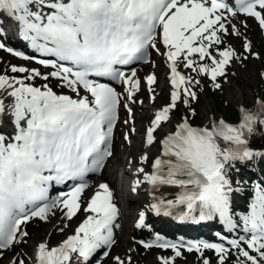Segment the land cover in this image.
<instances>
[{"label":"snow or ice","instance_id":"obj_1","mask_svg":"<svg viewBox=\"0 0 264 264\" xmlns=\"http://www.w3.org/2000/svg\"><path fill=\"white\" fill-rule=\"evenodd\" d=\"M0 13L17 23L20 37L37 52L70 63L38 61L56 68L49 75L76 93L72 98L55 93L47 85L42 90L27 83L41 76L36 69L13 65L12 73L28 75L18 78L0 74V92L12 98L6 104L0 96V128L7 115L14 130L10 134L0 131V255L3 250L26 243L29 234L22 226L32 218L47 220L53 209H60L67 220L75 217L81 210V194L88 187L85 177L98 172L112 156L121 94L110 84L91 77L122 84L127 100L132 101L141 81L135 68L125 71L121 66L145 60L149 49L159 53L158 45L165 48L161 55L167 57L170 69L171 102L154 113L146 129V144L152 145L157 129L171 121L177 102L190 107V102L198 98L193 88L200 80L182 74L178 65L197 76H207L219 89L218 77L226 78L227 68L240 59L231 46L223 47L227 35H240L230 17L242 13L255 18L264 29V0H0ZM243 46L250 52L247 39ZM4 48L5 44L0 43V49ZM7 51L23 59H35L11 48ZM146 81L151 92L156 77L148 75ZM81 89L86 95H80ZM256 105L255 112L241 107V119L235 125L220 119L212 121L210 127H194L184 117L159 140L160 155L152 160L150 171L142 167L136 170L143 180L137 179L135 185L146 183L153 190L169 185L181 191L175 200L152 204L153 210L170 215L171 209L182 205L186 208L182 217L198 210L201 220L218 215L227 228L237 227L230 211V196L239 188H233L230 172L237 162L264 156L248 141L257 123L264 126V99H257ZM128 111L131 117V108ZM140 160L145 162L148 156ZM67 181H73L67 192L50 197L52 183L63 185ZM256 191L250 210L240 216L247 237L229 240L230 247L224 243L189 242L187 251L201 253L203 264H211L203 257V250H214L219 264H225L231 249H235V264H262L264 188L256 185ZM83 211L90 214L74 234L55 247L47 242L37 245L35 264H71L73 256L78 264H91L101 250L103 257L109 255L104 249H111L115 243L119 210L107 183L99 184ZM143 221L141 212L137 227ZM141 243L145 248L172 249L175 257L181 256L180 248L184 247L159 237ZM113 259L115 264H126L119 256ZM160 259L162 264H170L174 257ZM12 264H26L23 254L18 253ZM127 264H131V257Z\"/></svg>","mask_w":264,"mask_h":264},{"label":"rangeland","instance_id":"obj_2","mask_svg":"<svg viewBox=\"0 0 264 264\" xmlns=\"http://www.w3.org/2000/svg\"><path fill=\"white\" fill-rule=\"evenodd\" d=\"M230 20L231 24H234L236 26L237 30L240 32V35H227L224 38L223 47L231 46L236 51L237 55L240 57V61L234 60L231 65L227 68V77H222L221 95H209V90H206L205 92L204 90L197 91L198 100L192 109L194 110L195 115L197 114L198 117V120L196 122L193 121V114L190 110L188 111L181 108L176 113L174 112V109L172 110L171 121L163 122L162 127L157 129V131L155 132L156 143L155 145H153L152 148L153 150H155L156 153L158 152V150H160L159 140L163 139V137L168 132L173 131L175 129V125L179 123L182 118L187 117L189 119V122L196 127H210L212 121H218L221 118L225 119L228 123L235 125L238 124L240 120L236 121L235 119H226V116H228V114H230V112L234 108L240 111V108L243 107L244 109H247L250 112H255L257 99H264V76L261 75L262 73H264V70L260 66L259 62V60L262 59L260 47L264 46V29H261L259 22L255 18L248 17L244 14H237V16L234 18L230 17ZM229 33H231L230 27ZM14 39L16 40V36H14ZM245 39L250 42V52L245 51L244 49L243 45L245 43ZM10 46L18 45L11 44ZM19 46H22V44H19ZM242 49L243 52H241ZM251 53H255L256 55H252ZM13 65L23 66L28 69H36L41 73V76L35 77L33 80L27 81V83H30L35 87H39L42 90L43 86L47 85L57 94H67L72 98H76L75 92H73L68 87L61 86V81L59 79L51 77L49 75L51 72L54 71L53 68L45 67L44 65L36 64L32 61H24L18 59L8 53L6 50L0 49V74L6 73L9 76L15 75L18 78H23L24 76L28 75V73H12L10 71V67ZM159 67H161L160 72ZM178 70L182 71V74L186 76H188L190 73V70L184 69L182 64L178 65ZM136 71L140 76H144L147 72L153 73L156 77V82L151 92H149V90H147L143 86H140L139 90L136 92L137 94L135 95L134 101H129L126 97L124 101L126 100L127 102L124 103V101H122L120 105L122 113L118 112L116 124L118 123V121L122 122L119 125L121 140H123L124 144L128 146L133 144L134 135L137 136V138H142L141 136H144V133L146 131L143 129V127L150 125V122L153 119L152 111L164 107L165 105L171 102L170 91H166L163 87L168 86L169 90L172 87L168 83L167 66L163 55L154 52V55L151 57V60L146 65L139 67ZM44 76H48V79H44ZM159 76L161 77V79H159ZM237 90H239L240 93H238ZM165 92L166 94L163 96V93ZM157 93L158 96L156 97ZM80 95H86L83 89L80 90ZM2 97H4L5 102L7 104L12 102V98L8 97L5 93L2 95ZM135 102H137L136 104L140 109H146L150 112L146 119L148 123H145V125L140 131H132L134 127L129 123V119L131 117H134L135 115V113L133 112ZM125 104L128 105V108H131V117L128 108L124 106ZM136 116H138L139 121H143V119L140 118L138 114ZM125 121L128 122L125 123ZM125 133L128 134L127 139H125ZM112 141L114 144V152L112 154V157L115 156L116 153L120 154L124 158H127L128 164H132V161L135 156L140 155L142 152L146 153L144 151V147L140 149V147L138 146H133L131 153H129V151L125 147H122L117 144V137H112ZM107 166L109 165L106 164L105 170H107ZM141 167L144 168L145 171H150L151 161L149 160L146 164L141 163L140 168ZM117 172L118 174H120L123 172V170L118 169ZM100 178L101 173L99 174L97 179L90 181L88 188L84 192L83 200H81L82 205L86 204V200H88L91 196L90 187L93 185L96 188L97 186L95 184L100 181ZM245 179H249V176L246 172L241 169L236 172V177L232 179L233 181L237 182L233 183V188H239V191H233L230 196V211L233 214L234 222L237 224L236 228H243L240 216L247 214V212L250 210V204L256 198L257 195L256 187H250V185L244 184ZM239 183H241V185H237ZM235 185H237V187H234ZM112 187L113 189H119L120 185L117 186L114 181L112 183ZM180 191L181 190L177 189L176 187H171L169 185H162L159 188L160 195L165 201L175 200L176 196ZM126 192L127 191H123L124 194ZM137 196L138 197L135 198V200L136 202H140V205H136L132 212L127 215L129 210L125 207V205L128 206L130 200L129 198H122L123 196L118 195L117 199L118 202H120L119 204L122 211H119L120 217L116 222L119 224V227L116 228V234L114 236L115 243L113 244L111 249H104L109 251V255L107 257H103V250H101L92 258L91 264H97V262H99V264H115L113 258L116 256H119L122 260H125L126 264L129 257H131V264H162L160 258H169L168 253H171L172 257H174V260L170 261V264H203L200 254L197 255L194 254L193 251H187V241L194 240L195 242H198L197 237L199 235L211 236L214 239H221L220 237L215 235V231L219 229L218 225H216L215 219H197V221L193 222V224H191L192 222H190L183 227H179L177 221L178 218L181 217V214L176 218L166 217L161 214L158 216H154L151 214L150 211L151 206L149 195H147L146 193H139V195ZM142 202L143 204H141ZM83 208L84 207H81V210L71 220L65 219L60 209H53L52 212L49 213L47 220L32 218L28 223L22 226L24 230L26 229L25 231H27L29 234L25 238L26 243L22 242L12 248L3 250L2 255H0V259L5 258L9 254L10 256L7 257V259H9L12 264L13 258L16 257L18 253H22L25 256L27 248L29 246L31 247V250L34 254L36 252V245L41 242H47L49 247L57 246L60 242L66 239L68 235H71L75 231V228L81 223V217L84 213ZM137 211L138 215L136 218L135 213ZM184 211H186V208L185 210H183V212ZM141 212L146 214L145 222L140 227H137L136 221L140 217ZM125 214L127 215L126 218H124ZM145 224V228H148V226L150 225L153 226L154 229H167L171 232H181L182 228L185 229L184 234H186V238L181 239L183 242H185L183 243L184 247L180 248L181 256L175 257V253L172 249L163 250L162 248H158L155 246L149 247L150 249L152 248V250L136 251L134 245L136 244V242L140 241L139 236H145V234L142 232V229L144 228ZM64 225H67V227H64ZM129 226L131 227L130 230L128 229ZM60 228H63V231H60ZM38 231L44 232L39 235H35L34 233ZM223 234L228 236L230 240H232L239 239L238 235H240L241 232L236 230L235 233L232 234ZM51 235L52 237H50ZM164 236L165 237L161 238V240L174 242L170 239L171 237L169 235ZM157 237L158 236L152 235L151 239H143V242H154L156 241ZM142 247L145 248L143 246V243ZM225 247H230V245L226 244ZM203 257L208 258L211 264H219L218 259L215 257H211L208 254L203 255ZM232 257L233 252L231 249L229 255L225 260V264H229V262L232 260ZM74 260L75 256L72 257L71 264H78L76 262L74 263ZM156 260H158L159 263H157ZM30 264H33V260L30 262Z\"/></svg>","mask_w":264,"mask_h":264},{"label":"bare ground","instance_id":"obj_3","mask_svg":"<svg viewBox=\"0 0 264 264\" xmlns=\"http://www.w3.org/2000/svg\"><path fill=\"white\" fill-rule=\"evenodd\" d=\"M1 15L4 16V17H2ZM0 27L2 28L1 37L3 39L8 40L10 43L22 44L23 39L19 35L17 23L13 19L8 18V16L6 14L0 13ZM14 36H17L16 40L14 39ZM25 43L29 47H31L29 45L28 41H25ZM31 49H34V48L31 47ZM152 56H153V54L150 53V57H152ZM159 66H160V63H159ZM160 70H161V67H159V72H160ZM145 74H151V72H147ZM242 74H244V73H242ZM159 79H161L160 76H159ZM163 87H164V89L166 91H168V92L170 91V93H171L172 88L169 90L168 86H163ZM237 92L240 93L239 90H237ZM3 94H4L3 92H0V96H2ZM165 94H166V92L163 93V96ZM63 95H67V94H63ZM81 96H83V95H81ZM157 96H158V93H157L156 97ZM134 100H135V96H134L133 101ZM125 102H127V101L125 100ZM136 103L137 102H135L134 107H133L134 108L133 112L135 113V115H134V117H131L129 119V123L131 125H133L135 131H140L142 129V127L145 125V123H148L146 121V119H147L148 115L150 114V112L148 110H146V109H140ZM161 108H159V109H161ZM159 109H156V110L152 111L153 118H154V113L157 110H159ZM137 114L140 116V118L143 119V121H139L138 120V116H136ZM10 120H11L10 116H7V115L4 116L3 126H2V128H0V131H2L5 134H9V130L13 129V126L10 123ZM4 123H6V124H4ZM120 123H122V122L118 121V123L114 127V136H115V138L117 137V141H118L117 144H119L122 147H125L129 151V153H131V150H132L133 146H138V147H140V149H142V147H144V149H145L144 151L146 153L142 152L140 155L135 156L133 161H132V164H128L127 158H124L120 154L116 153L115 156H113V157L110 156L109 157V161H108V165L109 166H107L108 167L107 170H105L106 169V167H105L106 165H105L102 168V170H101L100 181L97 182L95 185L99 186V184H101V183H107L109 185V188H111L112 187V183L114 181H115V184L117 186L120 185L119 189L118 188H114L111 191H112L113 197L118 192L121 196H123L122 198H125V197L129 198V200H130L129 205L128 206L125 205V207L129 210L128 213H127V215H128L129 213L132 212V210L136 207V205H138V204L140 205V202H136V200H135V198L138 197L137 195H139V193H146L147 195H150V196H153V195L154 196H160V192H159V190L157 188L155 190H153L151 188V186L146 184V183H141L140 185L137 186V185H135V181L137 179L143 180L142 174H140V173H138L136 171L138 168H140L141 163L146 164L149 160L152 162V160H154L156 156L160 155L161 151L158 150V152L156 153L155 150H153L152 147H153V145H155L156 141L152 145H147L146 144V141H145L146 132L144 133V136H141L142 138H137V136L134 135L133 136V144L130 145V146L125 145L124 141L121 140L120 128H119ZM5 126H6L7 129L5 128ZM149 126L150 125L144 126L143 129L146 131V128L149 127ZM154 135H155V133H154ZM113 152H114V146L112 148V153ZM144 155L148 156V160L145 161V162H141L140 157H142ZM118 169L123 170L121 175H118V172H117ZM150 170H151V167H150ZM134 186L136 187V190L133 191V193H132V189H133ZM171 187H175V186H171ZM176 188L179 189L178 187H176ZM125 189H127V190H125ZM97 190H98V187L95 188L93 185L90 187L91 196H90V198L88 200H86L87 202L91 199V197L95 194V192ZM85 191H86V189L81 194V200H83V195H84ZM123 191H127V192L124 194ZM135 192H139V193L138 194H134ZM117 201H118V199H117ZM87 202H86V207H87ZM141 204H143V202ZM119 209H120V207H119ZM137 213H138V211L135 213L136 218H137V215H138ZM89 214L90 213H85L84 212L82 217H81V219H82L81 222ZM127 215L125 214L124 218H126ZM191 224H193V222ZM133 227H134V225H133ZM128 229L130 230L131 227L129 226ZM43 232L44 231H40V232L38 231V232H35L34 234L35 235H39V234H41ZM72 234H74V232ZM50 237H52V235ZM9 256L10 255L8 254V256H6L5 258H1L0 259V264H11V261L9 259H7V257H9ZM23 257L25 258L26 264H30V262L32 260H33V264H35V254L32 252L30 246L27 248L25 256L23 254ZM156 262L159 263L158 260H156Z\"/></svg>","mask_w":264,"mask_h":264},{"label":"trees","instance_id":"obj_4","mask_svg":"<svg viewBox=\"0 0 264 264\" xmlns=\"http://www.w3.org/2000/svg\"><path fill=\"white\" fill-rule=\"evenodd\" d=\"M260 49H261L262 59H260L259 62H260V66L264 70V46H261ZM241 52H243V49L241 50ZM238 61H240V59ZM204 63H210V61L205 60ZM189 75L200 80V84L194 86V88H193V90L197 93V97H198V92H197L198 90H202V91L204 90V92L206 90H209L210 91L209 95L212 94L213 96H218V94L221 95V93H222L221 87L219 89L215 88L213 86L212 81L207 76H197L196 73H192L191 71H190ZM217 82L220 85H222V77H218ZM197 100H198V98H197ZM197 100L191 101L190 107H186L182 102L178 101L177 107L174 109V112L175 113L178 112L181 108L188 110V111L190 109L192 110L193 107L195 106V104L197 103ZM192 119L194 122H196L198 120L197 114L192 115ZM226 119L227 120L235 119L236 121H239L240 115H239L238 109L234 108L230 112V114H228V116H226ZM255 129L256 130H255L254 134H252L251 136L248 137L249 145L254 150L264 152V126H261L257 123ZM239 169L246 172L249 176V179H245L244 184H248V185H250V187H256V185H260L262 188H264V156L255 157L252 160L246 161L244 163L237 162L235 169L232 172H230V179L231 180L236 177V172ZM233 183H237V182L233 181ZM237 185H241V183H239ZM237 185H235L234 187H237ZM241 187H243V186H241ZM197 218H199V211L198 210L193 212L191 214V216L182 217L180 220H178L177 221L178 226L183 227L190 222H195L197 220ZM213 218L215 219L216 225H218L220 231L232 232V231L237 230V231H240L244 234V230L242 227L229 229L224 225L223 221L220 219V217L218 215L213 216ZM163 230H160V228L154 229L153 226H149L148 228L142 229V232L145 234V236L141 235L140 237H145V238L151 237L152 238V235L158 236V237H165L164 235H169L172 239H175V240H180V239H182V237H184L185 229H183V228H182L181 232L180 231L179 232H171L167 229H165L164 231ZM199 236H201V238H212L211 236H203V235H199ZM198 241L200 242V240H198ZM242 246L246 247V245H242ZM134 248L136 251L152 250V248L151 249L150 248H143L142 245H140L138 243H136L134 245ZM163 250H165V249H163ZM232 252H233V257L231 258L232 260L229 262V264H235L236 260L238 259V254H237L236 250L233 249ZM193 253L197 254V255L198 254L201 255V253H198L196 251H193ZM205 254H208L211 257L217 258V254L215 253L214 250H203V255H205ZM250 254L255 255V253H251V252H250ZM168 257L173 258L171 253H168ZM262 264H264V262H262Z\"/></svg>","mask_w":264,"mask_h":264}]
</instances>
